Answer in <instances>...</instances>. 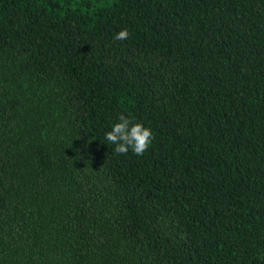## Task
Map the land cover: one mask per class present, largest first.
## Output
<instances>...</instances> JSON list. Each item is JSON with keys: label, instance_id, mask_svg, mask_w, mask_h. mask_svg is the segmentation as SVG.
Listing matches in <instances>:
<instances>
[{"label": "trees", "instance_id": "trees-1", "mask_svg": "<svg viewBox=\"0 0 264 264\" xmlns=\"http://www.w3.org/2000/svg\"><path fill=\"white\" fill-rule=\"evenodd\" d=\"M0 264H264V0H0Z\"/></svg>", "mask_w": 264, "mask_h": 264}, {"label": "clouds", "instance_id": "clouds-1", "mask_svg": "<svg viewBox=\"0 0 264 264\" xmlns=\"http://www.w3.org/2000/svg\"><path fill=\"white\" fill-rule=\"evenodd\" d=\"M129 36L127 29H122L117 32L114 40H126ZM105 139L115 145L114 151L119 154H126L129 149L139 156L147 151L153 139L150 128L145 127L139 122L121 114L118 117V122L111 126V130L105 133Z\"/></svg>", "mask_w": 264, "mask_h": 264}]
</instances>
